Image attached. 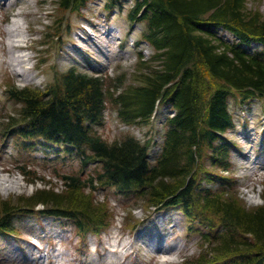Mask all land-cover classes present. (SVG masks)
Here are the masks:
<instances>
[{
    "label": "trees",
    "instance_id": "obj_1",
    "mask_svg": "<svg viewBox=\"0 0 264 264\" xmlns=\"http://www.w3.org/2000/svg\"><path fill=\"white\" fill-rule=\"evenodd\" d=\"M88 1L55 0L58 23L66 11H80ZM248 2L135 0L127 19L131 26L144 23L136 45L145 41L151 53L139 50L131 79L118 77L114 90L106 76L74 67L56 71L44 88L7 83L6 95L21 106L2 122L1 137L24 149L51 146L55 164L64 154L74 155L82 170H94L83 178L81 172L59 174L61 191L51 182L31 195L0 197V232L17 234L13 216L42 206L39 211L69 219L82 235L97 234L111 224L112 213L93 191L111 186L134 206L142 201L146 210L179 208L201 244L191 264H264V200L248 206L235 193V178L214 172H231L230 156L237 150L224 136L236 127L229 100L264 99V15ZM118 5L122 8L121 0H107L105 7ZM255 43L261 48L251 50ZM107 105L131 125L150 123L161 105L174 111L165 119L155 163L147 142L127 135L109 143L97 133ZM22 172L32 182L45 179L34 170ZM206 182L214 187L204 189ZM138 225L132 222L133 229Z\"/></svg>",
    "mask_w": 264,
    "mask_h": 264
},
{
    "label": "rangeland",
    "instance_id": "obj_2",
    "mask_svg": "<svg viewBox=\"0 0 264 264\" xmlns=\"http://www.w3.org/2000/svg\"><path fill=\"white\" fill-rule=\"evenodd\" d=\"M54 1L0 0V127L21 106L6 95L7 83L44 88L56 71L65 72L71 67L78 72L106 76L112 90L117 88L118 77H132L139 57L133 43L140 38L144 26L139 22L131 26L127 19V11L135 0H121L122 8L118 5L113 9H106L107 0H90L80 11H66L59 23L61 12ZM248 6L264 15V0H249ZM17 23L24 30L10 37L7 27L14 28ZM55 31L61 33V38L52 36ZM220 34L233 38L226 31ZM10 41L15 44L11 48ZM142 48L143 54L151 53L145 41ZM255 48L260 49L261 45L255 43L251 50ZM17 56L20 63L14 59ZM229 102L236 127L224 136L237 144V150L230 156L231 172L218 168L214 172L235 178L238 185L235 193L248 206L257 205L264 200V99L241 103L235 97ZM172 111L169 106L161 105L150 123L131 125L122 123L117 110L107 105L103 125L95 129L109 143L127 135L142 142L158 139L159 143L151 147L149 154L154 163L164 139L165 119ZM55 155V148L51 146L37 143L24 149L9 136L0 135V197L31 195L36 189L48 188L51 182L55 191H61L63 181L59 174L81 172L79 175L83 178L94 170V166L82 170L74 155L64 154L55 164L52 161ZM22 170H34L45 179L32 182ZM202 186L213 188L214 184L206 182ZM93 192L94 199L107 203V210L112 213L108 227L97 234L89 230L82 235L69 219L39 211L42 206L37 211L15 214L13 224L18 233L0 232V264H191L200 254L198 231L187 229V220L179 208L146 210L142 201L134 206L111 186H99ZM130 206L135 210L131 211ZM133 221L142 225L140 232L146 227L150 231L154 226L164 227L159 244L154 247L139 240L136 231L131 229ZM192 224L195 229L200 228L197 221ZM210 264L225 263L220 260Z\"/></svg>",
    "mask_w": 264,
    "mask_h": 264
},
{
    "label": "bare ground",
    "instance_id": "obj_3",
    "mask_svg": "<svg viewBox=\"0 0 264 264\" xmlns=\"http://www.w3.org/2000/svg\"><path fill=\"white\" fill-rule=\"evenodd\" d=\"M22 30H24V28L22 27V25H21L20 23H17L16 26H15L14 28L11 27V26H10V27H7V31H8V33H9L10 37H11V36H14V35H19V34H21ZM9 45H10V48H11L12 45H15V44H14V42L10 41ZM14 59L17 60L18 63L21 62L19 56L14 57ZM23 73H25L24 70L22 71V74H23ZM160 221H161V220H160ZM163 221H164V220H163ZM163 221H161V222H163ZM140 233H141V234H140V238H141V237H144V241H145L146 243H148V244H152V243H151V240H150V235H149V234H147V233H145V232H143V231H141ZM152 242L154 243V239H153ZM154 246H155V245H154Z\"/></svg>",
    "mask_w": 264,
    "mask_h": 264
}]
</instances>
